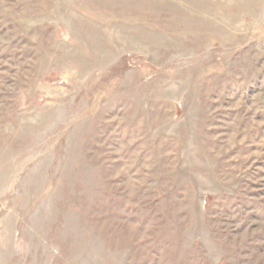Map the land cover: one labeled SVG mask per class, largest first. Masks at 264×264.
I'll return each mask as SVG.
<instances>
[{
  "label": "rangeland",
  "instance_id": "rangeland-1",
  "mask_svg": "<svg viewBox=\"0 0 264 264\" xmlns=\"http://www.w3.org/2000/svg\"><path fill=\"white\" fill-rule=\"evenodd\" d=\"M0 264H264V0H0Z\"/></svg>",
  "mask_w": 264,
  "mask_h": 264
}]
</instances>
